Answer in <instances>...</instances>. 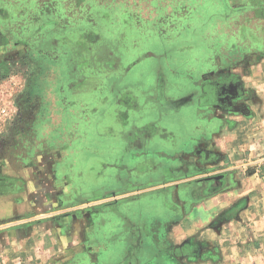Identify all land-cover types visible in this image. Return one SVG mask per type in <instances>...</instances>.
I'll use <instances>...</instances> for the list:
<instances>
[{
	"label": "crops",
	"instance_id": "1",
	"mask_svg": "<svg viewBox=\"0 0 264 264\" xmlns=\"http://www.w3.org/2000/svg\"><path fill=\"white\" fill-rule=\"evenodd\" d=\"M153 1H39L58 16L45 22L69 25L71 38L79 35L76 25L95 23L79 8L117 9L120 16L108 20L124 24L118 28L122 48L155 58L137 82L128 77L142 62L113 67L109 76L119 73L127 85L108 90L100 74L107 69L94 68L95 95L62 97L63 106L58 101L56 119L67 121L60 135L77 151L63 157L71 164L55 175L62 191L48 199L55 206L89 196L117 195L115 201L90 213L85 227L71 226L62 245L52 227H60L62 237L64 229L54 222L1 230L0 264H67L64 249L83 243L84 234L91 254L82 264H264V0ZM201 1L220 8L208 21L212 26ZM131 3L134 29L145 21L155 34L147 44L170 51H140V39L126 42L125 29L134 30L126 25ZM63 8L71 9L70 17ZM110 105L122 130L117 143L96 123ZM31 203L37 199L0 198L7 206L0 221L32 215Z\"/></svg>",
	"mask_w": 264,
	"mask_h": 264
},
{
	"label": "rangeland",
	"instance_id": "2",
	"mask_svg": "<svg viewBox=\"0 0 264 264\" xmlns=\"http://www.w3.org/2000/svg\"><path fill=\"white\" fill-rule=\"evenodd\" d=\"M39 1L44 5L43 0H0V198L10 197L16 202L24 201L26 198L28 203L30 199H37V204L31 203L27 211L32 215L26 214L23 217L0 221V231L30 225L37 220L54 222L62 225L64 229L62 237L60 227H52V237L55 242L62 245L61 240H64L71 226L73 229L77 226L85 227L90 223L89 214L110 207V203L115 201L110 199L116 198L117 195L99 200L89 196L80 201H66L60 205L57 203V206L51 204L48 198H53L56 192L62 191L56 188L58 185L55 182L56 173L67 172L71 164L63 157L68 159L77 151L72 143L60 135L62 126L67 128L64 124L67 121L56 119L58 101L59 105L63 106L62 97L71 95L76 100H87L95 95L96 82L90 71L94 68L107 69L100 70V74L102 80L107 79L105 83L111 84L108 90L124 79L118 72L110 77V70L113 67L126 61L128 65L142 62L128 77V80L135 79L137 82L141 76L144 78L147 75L144 71L151 67L152 62L149 61L155 56L132 55L129 52L134 50L122 48L124 46L119 41L118 28L124 24L113 25L108 20L113 15L120 16L117 9L79 8L80 15L92 16L93 18L89 19H93L95 23L76 25L78 38L74 36L71 38L69 25L45 22L46 19H58V16L56 17L54 13V7L41 8ZM149 3L150 0H146V4ZM201 3L206 21H212L211 15L219 12V6L210 1ZM131 6H134V3L130 4V8ZM130 8L126 9V16L130 22L126 25L134 29L135 9ZM70 10L63 8V16L71 15L68 13ZM142 10L145 12V8ZM147 11H151V8ZM72 13L76 19V13ZM209 22V26H212ZM87 26L91 28H85ZM152 30H154L152 26L144 21L137 29H125L124 39H127L128 43L133 39H140L139 47L145 44L140 51H170L171 47L159 50L147 44V39L155 35ZM81 33H86L87 36L84 38L83 35L80 36ZM71 49L74 51H67ZM185 57L187 60L188 57L191 59L188 53ZM88 81L92 85L88 84L86 89H78ZM125 84L127 85L124 80L122 85ZM145 85L148 88L150 86L148 83ZM72 90L76 93H70ZM100 106L103 107V105L94 107ZM169 106L176 108V104ZM114 108L113 105L104 108L96 118V123L100 126L98 131L100 134L108 137L115 134L112 135L115 137L113 142L117 143L121 139L119 133L122 130ZM185 115L187 116L188 112ZM103 147L105 146L101 148ZM40 172L41 183L36 184ZM64 176L71 177L70 174L63 176L59 174V179L65 180ZM40 188L44 190L39 191ZM42 195L47 197V202L39 201ZM44 203H47L46 207L42 206ZM3 209H7V206L0 204V212ZM81 239L84 240L83 243L79 246L73 245L74 249L70 246L64 249L66 251L62 255L66 261L63 259L64 263L69 264L75 260L76 263L79 261L77 264H82L81 261L85 262L89 258L91 253L85 244V234L79 236V240Z\"/></svg>",
	"mask_w": 264,
	"mask_h": 264
},
{
	"label": "flooded vegetation",
	"instance_id": "3",
	"mask_svg": "<svg viewBox=\"0 0 264 264\" xmlns=\"http://www.w3.org/2000/svg\"><path fill=\"white\" fill-rule=\"evenodd\" d=\"M159 90H160V92H161L160 95H162V88H159Z\"/></svg>",
	"mask_w": 264,
	"mask_h": 264
}]
</instances>
